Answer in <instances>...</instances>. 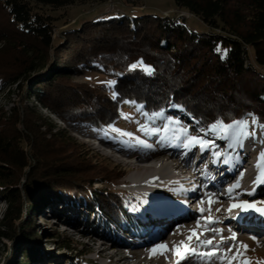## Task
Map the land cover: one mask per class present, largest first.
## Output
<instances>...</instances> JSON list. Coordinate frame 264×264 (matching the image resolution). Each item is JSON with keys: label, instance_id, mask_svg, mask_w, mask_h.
<instances>
[{"label": "trees", "instance_id": "16d2710c", "mask_svg": "<svg viewBox=\"0 0 264 264\" xmlns=\"http://www.w3.org/2000/svg\"><path fill=\"white\" fill-rule=\"evenodd\" d=\"M108 1L0 0V53L10 57L0 66V88L15 86L26 103L32 98L67 123L102 132L121 118L125 101L143 104L149 113L181 106L199 121L197 128L248 114L264 124V76L255 68L264 67V0H175L208 33L188 29L182 17L122 13L84 21L54 43L55 19L45 9ZM138 61L152 74L130 70ZM96 68L112 75L109 93L70 83L73 71ZM33 108H0V195L7 204L0 238L15 251L23 248L20 259L12 255L5 264H31L44 253L32 225L40 209L63 196L118 230L137 205L115 189L123 174L67 148L73 139L56 133ZM256 195L264 198L259 190ZM57 241L58 252L74 250ZM60 260L49 264L80 262Z\"/></svg>", "mask_w": 264, "mask_h": 264}, {"label": "rangeland", "instance_id": "374dc122", "mask_svg": "<svg viewBox=\"0 0 264 264\" xmlns=\"http://www.w3.org/2000/svg\"><path fill=\"white\" fill-rule=\"evenodd\" d=\"M45 11L55 19V29L52 35L54 43L62 37V32L70 31V29H74L84 21L103 15L108 16L110 14L122 13L126 16L128 15L129 18L138 16L139 14H154L163 16V18L182 17L188 29L193 32L208 33L209 31L199 19L178 9L175 0H110L104 5L96 3L75 4L55 10L45 9ZM9 58L7 53H0V66L9 62ZM15 63H17V61ZM255 68L264 76V67L255 66ZM69 81L72 84H87L93 88L109 93L111 88L102 82L114 81V79L112 75L104 74L100 68H96L83 71L75 70ZM25 106L29 108L34 107L33 110L40 115L46 123L51 125L56 133L60 134V132H65V135L73 139V142L70 140V142L68 141L67 148L78 150L83 157L92 161L94 164H98V166L102 165L108 170L123 174L115 185V189L133 197L137 204L134 208L128 210L130 218L121 222V224H119L121 228L118 230L115 227L108 226L107 222L100 214L89 210L83 204L70 202L65 196H63L59 202H51L49 206L40 209L32 225L33 230L37 233L44 253L40 252L37 260L31 264L64 262V260H60L62 256L66 257V259H69L71 262L77 259L80 261L78 264H167L173 256L171 251L167 252L166 255L157 254L151 256L149 249L158 242L166 243L168 248L172 249L174 242L178 243L181 240H185L188 231L183 233V235L179 234L168 239L167 235H165V231L171 230L172 221L175 216L170 213H159V206L155 205V203L159 201L165 204L168 203V207L171 206V208L179 204L184 208H191V205L185 202L188 198L176 192L175 188L179 185H185V189H188L186 196L189 194V188L198 190L196 206H198L200 199L203 198L205 191L219 194L217 186L220 184L216 178L217 176L210 169L207 161L204 160V156L200 158V164L196 163L198 156L195 152L196 150L199 152V147L193 148L191 157L190 154L187 153L188 150L182 147H173L167 144L161 145L157 142V136L143 135V133L137 131L139 125L136 121L145 124L150 122L146 120L143 115L138 113L135 110V105L131 103H125L121 113L128 114L132 116L133 119L126 120L121 116L111 127L118 128L124 132H130L134 136L146 140L148 143L154 145V151L134 149L128 147V145H120L117 148L118 150H114L111 153V151L109 152L106 148L102 149L100 147L98 138L105 141H118V144H120V140L122 139H126L125 142L127 143V137L120 136L110 130L102 132L91 129V127L87 125L80 126L67 123L51 111L43 108L41 104H37L32 98L26 103L21 93L18 91V88L15 86L4 89L0 88V108L5 112H9L13 108L21 110V108ZM165 115L166 117L179 119L182 124L189 127L192 134H196V129H198L196 123L191 122L190 118L183 112H179L177 108L169 107L165 111ZM247 119L249 120L250 130H252L251 119ZM163 122L162 120H157L153 126L159 127ZM16 129L22 130V126L18 124ZM262 135H264V132H261L257 128L256 136L253 137V140L262 144L261 141L264 140ZM208 137L206 138L209 139ZM65 141H67V139ZM224 144H226V142ZM111 154L113 157L109 156ZM146 160H153V162L148 161V163H146ZM136 164H141L142 167L140 166L141 168L139 169L134 167ZM176 165H179L182 170H188L187 173L182 175L180 170L174 169L173 171L172 168ZM161 171H163L164 178H167L169 173H174V175H179V177L184 176L193 178H189L191 181L190 185L184 183L173 186L159 184L160 186H157L159 190L156 195H139L131 179L139 175L156 177V175H162V173H160ZM205 171L208 174L207 176L204 174ZM255 176L256 175H254V178ZM254 178L252 177L248 184L243 186L247 187L244 190L245 192L252 190ZM153 184L154 183L151 185ZM204 185H207V188H204ZM95 186L102 187L103 185L95 184ZM223 188L224 187H222V189ZM258 190L259 193H264V185L258 186L255 192ZM221 196L222 195L218 196L219 200H221ZM240 199L254 201L264 198H257V195H244ZM203 206L205 209L208 208L207 203ZM6 207L7 204L0 195V221H2L4 217ZM227 207L228 205L224 206L221 211L225 213V208ZM215 208V204H213L211 214H213ZM220 212L216 214V219L223 221L224 214L222 215ZM207 214L209 215V213ZM246 214L247 216L258 215L254 212H247ZM189 224H191V222ZM216 225L217 226L214 224V227L221 228L224 231H228V229L231 228V230L236 233L237 240L248 246L249 251L247 252V256L252 261H264V245L261 244L255 236L240 229L244 224L242 225L241 222H237L236 224L225 222L224 224L219 223ZM256 225L259 226V229H264V224ZM253 237L255 239H253ZM55 240L70 242L71 248L74 250L58 252V241L57 245H55ZM120 241H123V244L119 243ZM230 243L231 241H227L224 248L226 249L227 245ZM144 246L149 247L148 249H143ZM102 248H108L109 250L102 255H98V252ZM22 251V246L15 251L9 239L0 238V264H5L12 255L20 259ZM183 264H199V261L195 257L190 261L183 262Z\"/></svg>", "mask_w": 264, "mask_h": 264}, {"label": "snow or ice", "instance_id": "6c2138e0", "mask_svg": "<svg viewBox=\"0 0 264 264\" xmlns=\"http://www.w3.org/2000/svg\"><path fill=\"white\" fill-rule=\"evenodd\" d=\"M226 55V53H225ZM140 68L146 74L151 75L153 70L144 65L143 61H138L130 66V70H136ZM105 83L109 88H113L115 81H106ZM117 93L112 92V98L116 99ZM125 103H132L135 105V110L143 115L146 120L150 123H140L136 121L138 126L137 131L143 133L145 136H157L158 143L161 145L167 144L168 146H179L185 150L190 151L195 147H199L201 153L210 152L212 157V162L216 163L223 158V162L228 164L230 167L233 163V156L230 151L242 149L244 147L245 140L250 137L256 136V129L258 128L261 132H264V124L260 123L258 118L252 114H248L251 119V131L249 120L247 118H242L239 120H234L231 123H225L222 120L217 119L215 122L210 123L207 127H200L196 129V134H192L189 127L182 124L179 119L166 117L164 110L153 111L151 113L144 110V105H136L135 101H125ZM173 107L183 108L178 105H173ZM122 118L126 120H132L133 117L121 113ZM157 120L164 121L159 127L153 126ZM199 124V121H196ZM110 131L119 134L120 136L127 137V145L134 149L143 150H155L153 144L148 143L146 140L141 139L138 136H134L130 132L121 131L118 128L110 127ZM212 136L213 139L209 140L206 137ZM216 140H224L227 142L226 149L221 150V146L216 143ZM264 144V140L261 141ZM236 162H239V157H236ZM206 167V166H205ZM256 176L252 182L251 191H237L241 188V181L244 177V171L239 172L238 179L236 182L229 185L226 189L217 194L216 192L205 191L203 198L200 199L198 207L201 213L200 219L195 222V227L188 229V235L185 240H181L178 243L174 242L173 248L169 249L166 243H156L153 247L149 249L151 256L166 255L167 252L171 251L174 256L177 257V264L181 260L186 259L189 255L194 256L198 259L199 264H264V261H252L248 256L249 251L248 246L239 242L237 240L236 233L228 229L229 235L224 236V230L217 227H210V225L222 223L219 219L212 216V205L220 203L218 196L224 195L229 201V207L227 208V213L229 216L232 215L234 210H239L241 212H254L260 216H264V199H257L254 201L241 200L240 197L255 196V189L264 185V150H261L257 156V162L255 165ZM206 176L208 175L205 171ZM158 179V178H155ZM179 184L178 181L174 182ZM207 188V185L203 186ZM179 191L186 192L188 189H184L182 185L179 187ZM195 191V188L191 189ZM207 203V212L209 215L205 216L204 213L206 209L203 205ZM222 210L217 208L216 212L219 213ZM235 218V217H233ZM213 233V236L209 239H204L207 233ZM181 234L179 227L173 235ZM219 237L217 242L216 237ZM253 239H255L253 237ZM227 241H231L225 249L222 247ZM235 249V251H234Z\"/></svg>", "mask_w": 264, "mask_h": 264}, {"label": "bare ground", "instance_id": "6f19581e", "mask_svg": "<svg viewBox=\"0 0 264 264\" xmlns=\"http://www.w3.org/2000/svg\"><path fill=\"white\" fill-rule=\"evenodd\" d=\"M231 123V122H230ZM209 138V140H211V139H213V137L212 136H209L208 137ZM99 139V141H100V147L102 148V149H104V148H106L105 146H107V141H105V140H103V139H101V138H98ZM109 141V140H108ZM226 141H224V140H216V143L219 145V146H224V143H225ZM243 150H246V152L245 153H239V156H240V158H241V160H240V163H239V170H241L242 168H245L248 172H256V168H255V165H256V162H257V156H258V154H259V152L261 151V150H264V144L262 145V144H260V143H257L256 141H254L253 139H247V140H245V142H244V147L242 148ZM111 153H112V151H111ZM110 157H113V155L111 154V155H109ZM251 158H253L252 159V161L253 162H255V165L254 166H250L249 164H248V160L249 159H251ZM142 167V165L141 164H136V165H134V167H136V168H141ZM169 169V168H168ZM171 169V168H170ZM174 169L175 170H180V172H181V174L182 175H184L185 173H187V171L188 170H182L181 168H180V166L179 165H176L175 167H173L172 168V170L174 171ZM160 173H162V175H156V177H152V176H136V177H134V178H132L131 179V182L133 183V186L134 187H136L137 188V192H138V194L139 195H141V196H148V194L149 195H156L157 194V192H158V188H157V186H160L159 184H168L169 186H173V185H179V184H186V185H190L191 184V181H190V179H192L193 177H189V178H187V177H179V175H174V173H169V175H168V177L166 178H164V175H163V171H161ZM234 176V175H233ZM155 178H158V179H155ZM169 178V179H168ZM230 178V177H229ZM229 178H227V177H223V178H220V179H217L218 180V183L219 184H221L223 181H225L226 179L228 180ZM233 178V177H232ZM231 178V179H232ZM176 181H178L179 182V184H177V183H174V182H176ZM152 183H154L153 185H151ZM226 184H228V183H226ZM156 185V186H155ZM161 188V187H160ZM187 188V187H186ZM247 187H243V188H240V189H237V191H244L245 189H246ZM245 192V191H244ZM182 196H186V193H183L182 194ZM243 196H241L240 198H242ZM197 200V199H196ZM226 201H228V199H227V197L225 196L224 198H222L221 200H220V203H218L217 205V207L218 208H223V205H228V207H229V204H226ZM196 202V201H195ZM155 205H157V206H159V213L160 212H163V214L164 213H170V214H174V212H173V207L171 208V206L170 207H168V203L167 204H165V203H163V202H157V203H155ZM227 207V208H228ZM227 208H225V209H227ZM172 209V210H171ZM178 209L180 210L181 209V207L180 206H178ZM234 211H236V212H239L240 214L242 213L241 211H239V210H234ZM233 211V212H234ZM222 215L224 214V212H220ZM243 216V215H242ZM182 218L183 217H175L174 218V220L173 221H180V220H182ZM243 218H245V225L248 227V226H250V227H256V225L255 224H264V217H262V216H259V215H251V216H247L246 215V217L245 216H243ZM184 220V219H183ZM186 222H189L188 220H185ZM239 232V231H238ZM208 234V233H207ZM224 234H226V235H228L229 234V232L228 231H224ZM209 236H213V234H210ZM204 238V237H203ZM204 239H209V237L208 236H206ZM216 239H217V237H216ZM119 243H122L123 244V241H120ZM118 244V243H117ZM139 246H140V244H139ZM149 247V246H148ZM148 247L147 246H144L143 247V249H148ZM109 249L108 248H102L99 252H98V255H102V254H104L105 252H107ZM173 257H176V256H174L173 255ZM177 258V257H176ZM193 258H195L194 256H191V255H189L186 259H184V260H181L180 262H179V264H183V262L185 263L186 261H190V260H192Z\"/></svg>", "mask_w": 264, "mask_h": 264}, {"label": "built area", "instance_id": "2783aa9c", "mask_svg": "<svg viewBox=\"0 0 264 264\" xmlns=\"http://www.w3.org/2000/svg\"><path fill=\"white\" fill-rule=\"evenodd\" d=\"M137 9H140V8H137ZM176 108H177V107H176ZM177 110H179V112L181 111L180 108H177ZM177 112H178V111H177ZM181 112H183V113L185 114L184 111H181ZM185 115H186V114H185ZM186 116H188V115H186ZM188 117L190 118L191 122H193L192 119H191V117H190V116H188Z\"/></svg>", "mask_w": 264, "mask_h": 264}]
</instances>
